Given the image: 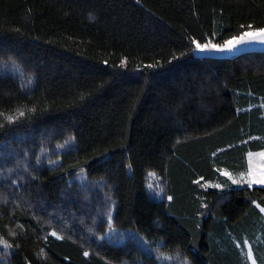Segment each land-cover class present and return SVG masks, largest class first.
Listing matches in <instances>:
<instances>
[{
    "label": "trees",
    "instance_id": "obj_1",
    "mask_svg": "<svg viewBox=\"0 0 264 264\" xmlns=\"http://www.w3.org/2000/svg\"><path fill=\"white\" fill-rule=\"evenodd\" d=\"M260 29L264 0H0V264H264V52L194 54Z\"/></svg>",
    "mask_w": 264,
    "mask_h": 264
},
{
    "label": "rangeland",
    "instance_id": "obj_2",
    "mask_svg": "<svg viewBox=\"0 0 264 264\" xmlns=\"http://www.w3.org/2000/svg\"><path fill=\"white\" fill-rule=\"evenodd\" d=\"M201 46H206V47H203V50H201V48H198L197 45H196V47L194 48V54L199 55V56H203V55H206V54H211L216 49L222 48V47H217V46H215L214 44H211V43H206V44L201 45ZM4 69H9V70L12 69V71H14L13 67L12 68L4 67ZM262 107H263V110H264V102L262 103ZM260 153H264V151L251 152L247 156L248 157V162H249L248 169L251 168L257 174H259L262 170H264V156H260L259 155ZM92 175H93L92 173L79 172L76 175H74L73 178H75V179H77L79 181H84L85 179H91ZM250 179H251V177L249 176V181H250ZM154 180H155V176L154 175H151L148 178V181H147L148 188H149L150 191H155L153 193L158 195L159 189L158 188L156 189V187L154 188V184H152L154 182ZM254 185H259L260 186V184H254ZM108 221L110 222V217H108ZM125 235L126 234H125V232L123 230L118 229L116 227H113L112 225H108V228L106 229V231L104 232L102 237L106 238L110 242L119 243V242H121L123 240ZM248 247L249 246H247V248ZM253 259L255 260L256 264H258L256 259L254 258V256H253ZM248 261H249L248 264H252V260L248 259Z\"/></svg>",
    "mask_w": 264,
    "mask_h": 264
},
{
    "label": "water",
    "instance_id": "obj_3",
    "mask_svg": "<svg viewBox=\"0 0 264 264\" xmlns=\"http://www.w3.org/2000/svg\"><path fill=\"white\" fill-rule=\"evenodd\" d=\"M259 31L253 32L258 33ZM240 37L233 40L232 47L229 48L228 44L222 48L216 49L211 54H206L203 56H212V57H219V58H232L239 54L245 52H264V42H260L259 40H251L248 42H241L236 43ZM247 40V38H245Z\"/></svg>",
    "mask_w": 264,
    "mask_h": 264
},
{
    "label": "snow or ice",
    "instance_id": "obj_4",
    "mask_svg": "<svg viewBox=\"0 0 264 264\" xmlns=\"http://www.w3.org/2000/svg\"><path fill=\"white\" fill-rule=\"evenodd\" d=\"M249 28H251L252 26L249 25ZM247 38V40L245 39ZM251 40H259L260 42H264V29H260L258 33H244L239 40L236 41V43H241V42H248ZM198 48H201V50H203V47L206 46H201L199 44H197ZM228 47L231 48L232 47V43L231 41L228 42ZM21 115H23V113H20ZM11 119V118H9ZM260 156H264V153H260ZM249 176L251 177L250 181H249V185L251 186L252 184H260V185H264V170H262L259 174H257L256 172H254L251 168L248 171ZM234 183L236 181H233ZM261 211L264 212V208H261ZM52 235H56V233H52ZM60 238V237H57ZM247 243V242H245ZM85 255H87V253H85ZM247 257L248 259L252 260V264H256L255 260L253 259V253L251 251V249L249 248V251L247 253Z\"/></svg>",
    "mask_w": 264,
    "mask_h": 264
},
{
    "label": "crops",
    "instance_id": "obj_5",
    "mask_svg": "<svg viewBox=\"0 0 264 264\" xmlns=\"http://www.w3.org/2000/svg\"><path fill=\"white\" fill-rule=\"evenodd\" d=\"M259 151H264V148L263 149H261V150H259ZM255 152H257V151H255ZM249 153H251V152H249ZM248 153V154H249ZM248 167H249V162H248ZM248 167L246 168V181L248 180L249 181V174H248ZM248 177V178H247ZM247 181V183H248V185H249V182ZM252 185H254V184H252ZM260 186H263V185H260Z\"/></svg>",
    "mask_w": 264,
    "mask_h": 264
}]
</instances>
